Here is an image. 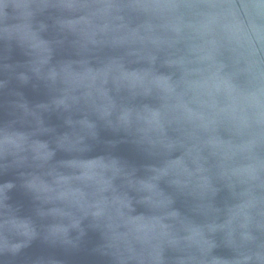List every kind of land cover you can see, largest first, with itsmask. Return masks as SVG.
<instances>
[{
  "label": "water",
  "instance_id": "water-1",
  "mask_svg": "<svg viewBox=\"0 0 264 264\" xmlns=\"http://www.w3.org/2000/svg\"><path fill=\"white\" fill-rule=\"evenodd\" d=\"M0 264H264V0H0Z\"/></svg>",
  "mask_w": 264,
  "mask_h": 264
}]
</instances>
